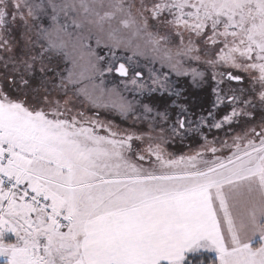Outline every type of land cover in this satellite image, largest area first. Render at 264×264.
Segmentation results:
<instances>
[{
    "label": "rangeland",
    "instance_id": "rangeland-1",
    "mask_svg": "<svg viewBox=\"0 0 264 264\" xmlns=\"http://www.w3.org/2000/svg\"><path fill=\"white\" fill-rule=\"evenodd\" d=\"M262 164L264 0H0V175L18 189L205 187Z\"/></svg>",
    "mask_w": 264,
    "mask_h": 264
},
{
    "label": "crops",
    "instance_id": "crops-1",
    "mask_svg": "<svg viewBox=\"0 0 264 264\" xmlns=\"http://www.w3.org/2000/svg\"><path fill=\"white\" fill-rule=\"evenodd\" d=\"M261 169L205 187L182 181L136 190L105 182L58 197L45 190L51 215L5 193L15 201L0 199V262L184 264L189 255L207 253L218 264H264V242L252 248L264 240V164ZM83 190L92 196L82 199ZM142 192L152 196L116 204ZM60 219L68 221L66 228Z\"/></svg>",
    "mask_w": 264,
    "mask_h": 264
},
{
    "label": "built area",
    "instance_id": "built-area-1",
    "mask_svg": "<svg viewBox=\"0 0 264 264\" xmlns=\"http://www.w3.org/2000/svg\"><path fill=\"white\" fill-rule=\"evenodd\" d=\"M8 161V158L3 159V163L5 164ZM0 183L3 184V190L5 193L10 195H18L23 199V201L27 205H34L39 210H46L48 209V199L45 196H36L32 193H28L25 189H18L15 184L10 183L9 175H0ZM51 211H49V215ZM59 225L61 228H66L68 225V221L65 219H60Z\"/></svg>",
    "mask_w": 264,
    "mask_h": 264
},
{
    "label": "trees",
    "instance_id": "trees-1",
    "mask_svg": "<svg viewBox=\"0 0 264 264\" xmlns=\"http://www.w3.org/2000/svg\"><path fill=\"white\" fill-rule=\"evenodd\" d=\"M206 104H208L207 99H206ZM261 244H262L261 242H257L252 245V248L258 249L261 246ZM0 264H4V263L0 262ZM184 264H218V262L213 255L202 253V254L189 255L184 261Z\"/></svg>",
    "mask_w": 264,
    "mask_h": 264
},
{
    "label": "water",
    "instance_id": "water-1",
    "mask_svg": "<svg viewBox=\"0 0 264 264\" xmlns=\"http://www.w3.org/2000/svg\"><path fill=\"white\" fill-rule=\"evenodd\" d=\"M116 75L119 78L127 79L130 76V71L124 64H121V65H119V67H118V69L116 71ZM141 77H142V75L139 74L138 78H141Z\"/></svg>",
    "mask_w": 264,
    "mask_h": 264
}]
</instances>
